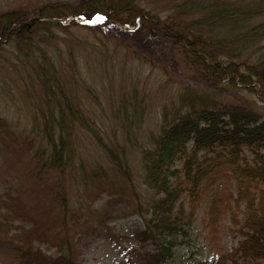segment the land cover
Wrapping results in <instances>:
<instances>
[{
  "label": "rangeland",
  "instance_id": "374dc122",
  "mask_svg": "<svg viewBox=\"0 0 264 264\" xmlns=\"http://www.w3.org/2000/svg\"><path fill=\"white\" fill-rule=\"evenodd\" d=\"M106 1L130 4L133 13L138 15L134 25L123 26L100 14L98 21L94 18L97 12L91 19L75 16L84 9L104 12L97 6ZM106 1L0 0V18L6 13L24 11L29 13L25 21L28 24L36 18L33 12H40L43 17L63 16L49 18L57 27L34 31L32 36L20 39L18 45L11 41L1 44L0 264H24L13 253L14 246L22 247L23 252L39 250L48 259H55L56 246L60 243L71 245L72 264H148V257L156 253V246L150 240L139 242L134 237L144 229L142 217L135 211L145 210L147 202L157 194L143 183L142 151L153 144L163 127L193 109L240 106L264 120V98L259 97V82L250 77L249 70L240 67L237 77L245 76L250 85L235 80L238 83L233 86L226 78L217 82L213 77L205 78L183 59L184 47L178 48L176 56L173 52L171 56H161L160 44H164L161 41L154 42L153 51L148 54L142 44L139 46L127 39L134 37L129 32L135 30L137 38L149 41L141 27L143 20L166 28L172 39L182 40L180 26L188 25L194 18V15L182 16L186 0ZM236 1L250 5L256 2ZM112 14L120 21L130 15L116 10ZM99 23L101 29H87ZM121 38L126 39L121 41ZM186 38L192 43L191 38ZM137 47L148 62L139 57ZM49 64L55 74L49 72ZM39 73L46 77V84ZM66 103L79 114L65 115L62 120L58 110ZM51 118L54 119L51 132L56 139L67 130L73 156L72 169L65 173L67 210L73 216L66 219L68 227L47 224L46 201L36 198L35 177L30 171L33 163L28 160L39 145L45 148L44 155H49L51 147L45 145L42 124ZM187 149L191 151V143ZM228 150L229 147L225 150L215 147L214 153L202 152L193 162L190 159L192 168L200 165L205 170L197 185L184 174V159L175 160L172 169L177 173L170 176L169 184L172 188L179 186L182 192L179 204L185 214H191L192 223L189 244L174 249L171 264H198L226 258L240 240V225L235 223L242 221L245 209L242 203L235 202L237 185L231 169L238 160L227 154ZM108 154L119 155L121 165L124 163L129 171L133 193H127L125 198L118 197L116 185L112 188L92 183V178H100L99 174H93L97 170L107 172L116 183V167ZM252 157L249 149H239L238 159L251 162ZM206 158L210 161H205ZM243 188L256 199L259 190L264 191L259 182H245ZM16 197L20 198L27 217L33 221L35 218L42 225L45 235L43 241L32 239L31 247L16 239L23 230L31 228L30 222L17 219L9 209L11 198ZM239 264L246 263L239 261Z\"/></svg>",
  "mask_w": 264,
  "mask_h": 264
},
{
  "label": "trees",
  "instance_id": "16d2710c",
  "mask_svg": "<svg viewBox=\"0 0 264 264\" xmlns=\"http://www.w3.org/2000/svg\"><path fill=\"white\" fill-rule=\"evenodd\" d=\"M183 5L182 16L194 15V18L188 25L184 23L180 26L182 27L180 28L182 40L175 39L176 37L172 39L170 31L166 28L161 29L159 26L156 27V24L145 23L143 20L141 27L146 33L145 38L149 41L144 42L137 38L135 30L129 32L134 36L133 38L131 36L126 38L132 40L133 43H138L139 46L142 44L141 47L146 48L148 54L153 51L151 46L154 42L158 43V40L164 43L160 44L162 46L161 56H165V54L171 56L172 52L176 56L178 48L184 47L181 53L182 57L185 56L183 59L202 72L205 78L206 76L213 77L217 82L226 78L233 86L238 83L235 80L240 81V84L250 85L251 81H246L245 76L244 78L237 77L240 67L245 71L249 70L250 77L256 78L259 82L257 84L259 97L263 96L264 98V44L261 45L264 43V0L253 1L251 5L242 3V1L235 2V0H186ZM99 7V10L104 12H92L91 9H84L82 13L75 14V16L91 19L97 12L123 26H133L135 17H138L136 13H133L130 4L121 3V1H106L99 4L97 8ZM115 10L130 14L129 18L125 21L118 20L112 14ZM39 13L33 12V16L36 18L30 20L28 24L25 21L28 20L29 13L24 11L1 15L0 49H2L3 42L11 41L18 45L20 39L32 36L34 31L37 33V30L40 29L43 31L50 27H57V23L50 21L49 18L63 17L58 15L43 17ZM70 23L73 24V21ZM100 23L103 24L102 21ZM100 23L91 25L87 29H101ZM186 36L191 38L192 43H188ZM126 38H121V41ZM139 49L140 47H137L136 51ZM143 49L141 52L148 55ZM138 52L139 57L147 61V57H143L140 50ZM236 62H238V68ZM49 68H51L49 72L55 74L52 65ZM39 69L41 70L43 67L39 66ZM40 77L44 84L48 82L46 77L44 78L41 74ZM58 113L62 120L65 115L73 117L75 114L76 116L79 114L69 103L61 107ZM224 118L228 120L224 121ZM51 119L42 124L46 137L45 145L51 147L49 155H44L45 148L39 145L34 149L36 151L33 157L28 160L33 163L30 171L35 177L36 198L46 201L44 205H46L49 217L47 224L49 227H54V225L57 227L67 225L68 227L66 219L70 220L73 216L68 215L67 210L65 188L67 175L65 173L72 169L73 156L69 147L70 141L66 135L67 130H65L66 132L62 131L56 139L55 134L51 132V122L54 121L53 118ZM63 133H65V138L62 136ZM96 142L104 147L98 139ZM188 143H191L190 152L187 149ZM151 146L142 151L143 183L157 195L150 198L145 210L136 209L137 216L142 217L144 229L134 234L139 242L150 240L156 246V253L148 257L150 260L148 264H171L174 249L178 245L189 244V228L192 217L190 213L185 214L182 205L179 204L182 194L179 186L172 188L169 184L170 176L177 173L172 169L175 160L184 159L182 170L187 179L197 185L204 176L205 170L199 168L200 165H197L196 169L192 168L193 163L190 164V159L192 158L193 162L198 153H214L215 147H222L223 150L229 147L230 150L227 151V154L239 161L231 169V173L237 185L235 202L244 205L245 214L241 222L238 223L234 220L235 225H240V240L229 251L226 258L218 257L210 262L204 261L198 264H239V261L246 264H264V191L259 190L256 199L252 195L250 197L243 188L245 182H259L264 186V120L261 121L258 115L240 106L223 105L222 107L213 106L209 109L204 107L193 109L170 125L163 127ZM242 147L250 150L253 156L251 162L238 159L239 149ZM218 154L220 153L214 155ZM109 157L116 167L118 175L116 183L112 182V178L103 169V172L100 170L93 172V174H99L100 178H92V183L98 186L104 185V187L116 185L118 197L125 198L127 193L130 195L133 193V189L130 187L129 171L124 163L121 165L119 155H109ZM209 159L204 160L210 161ZM11 199L9 209L12 210V214L23 222L31 223V228L28 231L23 230L16 239L29 247H31L32 239L43 241L42 237L45 235L41 229L42 225L39 226L34 217L35 221L29 216L27 217L26 209L19 197ZM56 248L58 256L55 259H48L39 250L31 251L29 249V251L23 252L22 247L17 246L13 247V253L22 262L24 261V264H72L69 258L71 245L63 246L60 243Z\"/></svg>",
  "mask_w": 264,
  "mask_h": 264
}]
</instances>
